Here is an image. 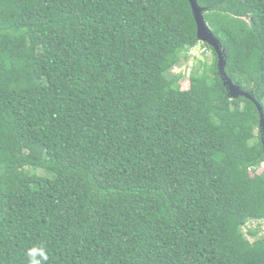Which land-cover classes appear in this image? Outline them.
Masks as SVG:
<instances>
[{
  "label": "trees",
  "instance_id": "16d2710c",
  "mask_svg": "<svg viewBox=\"0 0 264 264\" xmlns=\"http://www.w3.org/2000/svg\"><path fill=\"white\" fill-rule=\"evenodd\" d=\"M197 1L264 111V0ZM197 31L189 0H0V264H264L260 112Z\"/></svg>",
  "mask_w": 264,
  "mask_h": 264
},
{
  "label": "water",
  "instance_id": "95a60500",
  "mask_svg": "<svg viewBox=\"0 0 264 264\" xmlns=\"http://www.w3.org/2000/svg\"><path fill=\"white\" fill-rule=\"evenodd\" d=\"M189 2L191 4L193 16L197 24V29H198L197 37L201 42L207 43L208 45L212 46L217 52L219 57L218 68L220 71V75L224 81L225 87L229 91L230 96L245 97L256 104L261 117L260 126L262 132V141L264 145V111L261 104L258 101H256V99L253 97L251 93H248L244 91L241 87L235 85L232 82V80L227 76L225 72L226 61H225L224 51L222 50L221 42L214 36L212 31L207 26L203 16V9L199 6L198 1L189 0Z\"/></svg>",
  "mask_w": 264,
  "mask_h": 264
},
{
  "label": "rangeland",
  "instance_id": "374dc122",
  "mask_svg": "<svg viewBox=\"0 0 264 264\" xmlns=\"http://www.w3.org/2000/svg\"><path fill=\"white\" fill-rule=\"evenodd\" d=\"M190 59L188 61L183 60L182 63L174 68L170 75H181V86L182 89H188L189 78L191 73L195 70L200 73L204 71L205 65H212L214 63V56L211 51L206 47L199 45L190 53ZM260 229V235L264 236V221L251 222L245 228V232L248 229Z\"/></svg>",
  "mask_w": 264,
  "mask_h": 264
}]
</instances>
